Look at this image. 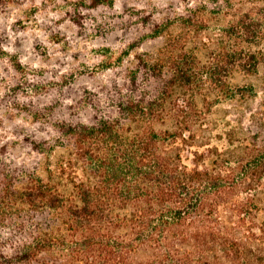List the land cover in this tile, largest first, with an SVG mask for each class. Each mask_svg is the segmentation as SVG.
<instances>
[{"label": "trees", "instance_id": "16d2710c", "mask_svg": "<svg viewBox=\"0 0 264 264\" xmlns=\"http://www.w3.org/2000/svg\"><path fill=\"white\" fill-rule=\"evenodd\" d=\"M259 16L212 38L177 16L96 87L52 86V126L0 122V264H264V147L220 148L209 119L227 78L256 70Z\"/></svg>", "mask_w": 264, "mask_h": 264}, {"label": "rangeland", "instance_id": "374dc122", "mask_svg": "<svg viewBox=\"0 0 264 264\" xmlns=\"http://www.w3.org/2000/svg\"><path fill=\"white\" fill-rule=\"evenodd\" d=\"M115 9L116 0H62L59 4L47 0L40 7L35 0H0L2 136H10L14 125L34 128L27 118L34 111L44 118L40 123L46 120L52 126L59 109L50 93L52 86L63 82L96 87L104 68L127 66L136 54L159 48L161 39L152 40L154 26L164 24L175 36L181 32L179 26H170L175 18L190 16L196 26L189 32L212 38L234 16L248 10L263 18L264 0H129L119 13ZM48 13H56L57 18ZM250 50L257 57L256 70L249 75L232 73L218 100L210 97L213 135L222 134L221 140L213 142L220 148L252 142L264 147V132L258 128L259 120H264V37H258ZM200 57L204 59L205 53ZM28 99L36 105H29ZM16 144V156L34 166L40 157Z\"/></svg>", "mask_w": 264, "mask_h": 264}, {"label": "clouds", "instance_id": "9594fccd", "mask_svg": "<svg viewBox=\"0 0 264 264\" xmlns=\"http://www.w3.org/2000/svg\"><path fill=\"white\" fill-rule=\"evenodd\" d=\"M42 2L43 3H47V0H35V5L37 7H40ZM61 2H62V0H56V3H58V4L61 3ZM90 2H91V0H89V3ZM128 2H129V0H116V9H115V11L117 13H119L120 10H121V5L124 4V3H128ZM27 6L28 5H25V7H27ZM129 6L130 7H132V6L142 7L143 5H132V4H129ZM50 7H51V5H50ZM48 15H51L53 19L57 18V14L56 13H48ZM9 50H11V49H9Z\"/></svg>", "mask_w": 264, "mask_h": 264}]
</instances>
